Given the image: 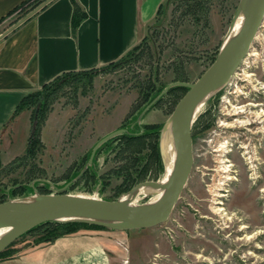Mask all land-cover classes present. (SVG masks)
Returning <instances> with one entry per match:
<instances>
[{
  "label": "rangeland",
  "instance_id": "rangeland-1",
  "mask_svg": "<svg viewBox=\"0 0 264 264\" xmlns=\"http://www.w3.org/2000/svg\"><path fill=\"white\" fill-rule=\"evenodd\" d=\"M238 1L207 0L205 12H200L199 20L191 17L190 11L185 13L183 8L176 7L172 0L165 2L158 17L160 20L153 18L140 31L136 44L144 42L147 37L143 52L130 61L121 60L115 67L102 66L82 75L77 89L68 84L50 96L44 121L39 126L37 145L40 148L33 156L26 153V148L37 121L31 120L30 109L20 111L21 114L0 135V191L6 192L9 199L26 197L35 191L47 190L49 193L52 191L49 187H52L64 193L117 199L142 181L165 179V164L171 152L167 149L170 135L162 132V126L170 115L172 97L175 100L181 91L174 92V96L170 94L167 101L155 105L156 96L145 104L141 103L140 109H133V104L140 101L139 82L146 78L151 68L159 71L161 82L166 85L173 81L196 80L214 60H211L213 54L227 36ZM9 22L0 27V32ZM260 51L264 54V20L232 74L233 78L237 74L251 78L254 83L256 74H264V63L259 65ZM177 73L183 79L176 76ZM244 82L247 83L241 80ZM39 91L37 88L34 93ZM37 98V101L41 100L42 94ZM202 108L203 104L199 113ZM133 111L136 112L130 117ZM145 123L158 124L156 145L161 168L159 171L147 169L141 173V180L121 192L124 185L119 186V166L125 154L116 146L119 140L103 145L89 165L88 154L107 133L125 125L130 132L140 133L139 128ZM142 150L140 169L150 154V147ZM88 167L95 179L85 182L81 175ZM233 175L219 177L220 182L211 186V194L208 192L211 200H204L199 212L193 210L195 197L188 195L189 178L164 222L132 230L100 229L108 231L104 237L107 240L105 246L117 255L114 263L264 264V175H243L239 180ZM15 180L31 189L24 188L22 195L13 196L8 191ZM189 189L193 193L197 191L191 185ZM117 192L120 193L116 196ZM213 192L219 195H213ZM156 194L153 188H143L134 201L146 202ZM34 237L33 233L27 234L16 243Z\"/></svg>",
  "mask_w": 264,
  "mask_h": 264
},
{
  "label": "crops",
  "instance_id": "crops-1",
  "mask_svg": "<svg viewBox=\"0 0 264 264\" xmlns=\"http://www.w3.org/2000/svg\"><path fill=\"white\" fill-rule=\"evenodd\" d=\"M33 1L0 0V27L17 16L0 32V135L21 114V100L44 83L125 55L165 0H43L20 16ZM74 2L84 12L75 24ZM107 234L81 229L49 243H16L0 264H116Z\"/></svg>",
  "mask_w": 264,
  "mask_h": 264
},
{
  "label": "water",
  "instance_id": "water-1",
  "mask_svg": "<svg viewBox=\"0 0 264 264\" xmlns=\"http://www.w3.org/2000/svg\"><path fill=\"white\" fill-rule=\"evenodd\" d=\"M47 1L49 0L40 5ZM238 15L242 17L238 30L226 42L223 40L214 60L201 75L193 82L173 81L161 92L162 94L178 85L187 87L162 126V132L169 133L175 151L169 175L163 182L146 180L134 186V189L142 187L153 188L157 192L161 190L156 199L131 203L123 196L133 189L111 200L92 195L64 193L52 187H49L52 190L49 193L35 191L26 197L9 198L0 202V230H5L0 236V252L24 232L48 221H77L115 230L141 229L164 222L180 197L191 172V128L199 113L197 107L221 89L238 68L264 20V0H239L232 22ZM125 130L117 128L101 137L92 147L87 165L92 163L101 144Z\"/></svg>",
  "mask_w": 264,
  "mask_h": 264
},
{
  "label": "flooded vegetation",
  "instance_id": "flooded-vegetation-1",
  "mask_svg": "<svg viewBox=\"0 0 264 264\" xmlns=\"http://www.w3.org/2000/svg\"><path fill=\"white\" fill-rule=\"evenodd\" d=\"M260 52L262 65L264 54ZM235 75L208 98L192 124L193 163L186 184L190 178L189 186L197 191L186 188L188 195L195 197V212L209 199L211 186L220 182V176L228 178L234 173L238 179L264 175V74H256L254 83L251 78ZM224 166L221 173L219 168Z\"/></svg>",
  "mask_w": 264,
  "mask_h": 264
},
{
  "label": "trees",
  "instance_id": "trees-1",
  "mask_svg": "<svg viewBox=\"0 0 264 264\" xmlns=\"http://www.w3.org/2000/svg\"><path fill=\"white\" fill-rule=\"evenodd\" d=\"M43 0H35L32 4L30 9L24 11L22 15L26 14L29 10L33 9L36 7L38 4H40ZM171 0H165L159 7L155 19L160 20L161 12L163 9V5L165 2H168ZM207 0H172V3L176 5V7L183 8L185 10V13L190 11L191 17H193L196 20L201 19V14L200 12H205V3ZM84 16V12L80 9V7L74 2V13H73V22L78 23L81 18ZM147 37H144L146 41ZM144 42H140L136 45H134L125 55H123L120 59L117 61L108 63L105 65L106 67H115L116 64H118L121 60L123 61H130V58L133 56L135 57L136 54L143 52V44ZM217 50L213 54L212 59L215 58L217 54ZM97 69H89V70H79V71H68L61 73L60 75H57L50 81L44 83L42 86H40V90L38 93L31 92L30 94L26 95L19 105L16 108L15 113L18 114L20 111L23 109H30L31 110V120H36L37 122L34 125V129L32 130L31 137H29V141L27 142V148H26V153L29 155L33 156L34 154L37 153L38 148V143L40 141L39 139V126L40 122L42 123L44 120V112H46L48 102L47 100L50 98V96L53 95L54 92L57 90L63 89L65 85H75L71 86L75 89H77L76 85L79 82V77L82 75H88L91 72L95 71ZM150 73L147 74L146 78L142 81L139 82V99L140 101L138 103L133 104V109H140V104H145L150 100H153L156 96H158V99L154 104H159L161 101L166 99L170 94L173 96L176 94L174 92L181 91V94L179 97H181L187 90V87L185 86H173L166 90L164 93L161 94L163 87H165L166 84H163L161 82V79L159 77V71L154 70L153 68L150 69ZM176 76H180V79H183L182 75L177 73ZM35 94V95H33ZM42 94V99L39 100L40 103L38 104L39 101H37V96L39 97ZM178 97V98H179ZM178 98L173 100L169 103V106H172L171 110L169 113L172 112L176 102L178 101ZM177 100V101H176ZM170 101V100H168ZM38 104V105H37ZM141 104V105H142ZM136 112V111H135ZM134 111L130 113V117L134 116ZM124 127L121 128H125ZM157 128L158 124L154 123H145L141 128H139L140 133L136 132H130L128 128H125V132L120 133L118 135H115L114 137L110 138L103 144H101L98 149L96 150V153L101 149V147L112 140H119V143L116 145L119 147V149H122L123 154H125V157L123 160H121V165L119 166L120 168V185H124V188L121 190L126 191L128 190L131 186L136 184L139 180L142 179L141 173L144 171L147 172V169H154L156 171H159L161 168V161H160V156L158 153V148L156 145V138H157ZM137 131V132H139ZM150 147V154H148L146 162L143 164L142 169L139 167V161L141 160V157L143 156L142 154V149L144 147ZM119 151V150H118ZM95 153V154H96ZM90 155V153L88 154ZM95 156V155H94ZM89 157V156H88ZM87 157V161H88ZM94 158V157H93ZM85 159V158H84ZM86 160V159H85ZM1 168V167H0ZM94 173L89 171V167L86 171H84L81 175L82 178L85 177V182H89L90 180L95 179V176L93 175ZM15 180L13 182V185L11 189L8 191L10 192L13 196L17 195H22L25 190L31 189L28 187H25L24 184L19 183ZM42 189V188H41ZM47 190H42V193H46ZM120 192H117L116 196ZM116 198V197H115ZM7 199V193L4 191H0V202H3ZM113 200L114 198H108ZM81 229H108L107 227L99 226V225H94V224H89V223H84V222H77V221H68V222H56V221H48L41 223L39 225H36L29 229L28 231L24 232L21 234L11 245H9L7 248L2 250L0 252V258H7L9 256H12L16 252V248L14 245L16 244L17 240L21 238L22 236H25L27 234L33 233V236H35L33 239L29 241L31 244H38V243H49L55 240L56 238L64 235H68L74 232H77L78 230Z\"/></svg>",
  "mask_w": 264,
  "mask_h": 264
},
{
  "label": "bare ground",
  "instance_id": "bare-ground-1",
  "mask_svg": "<svg viewBox=\"0 0 264 264\" xmlns=\"http://www.w3.org/2000/svg\"><path fill=\"white\" fill-rule=\"evenodd\" d=\"M237 17H238L239 19H238V21H235ZM237 17L233 20L232 24L234 23V21H235V23L232 25V28H231V30L229 31V33H227V36L225 37L224 42H226V41H227V40H228L233 34H235L236 31L238 30V28H239V26H240V24H241V21H242V17H241L240 15H238ZM204 103H205V102H204ZM202 104H203V101H202V102L198 105V107H197L198 112H199V110H200ZM203 105H204V104H203ZM164 138H165V137H164ZM168 143H170V144H169V148H167V149L170 150L171 154H170V158H169V160H166V164H165L166 177L169 175V173H170V171H171V169H172L173 162H174V155H175V151H174L173 143H172V141H170V139H169V142H168ZM221 166H222V165H221ZM224 168H225V166H224V167H220L219 170H221L222 172H225V169H226V168H225V169H224ZM226 176H227V175H226ZM165 179H166V178H165ZM165 179L163 178V180H161V182H163ZM142 189H143L142 187H139V188L133 189L132 191H130L128 194L124 195L123 197H124L125 199H131V201H134L136 195L139 194V193L142 191ZM160 192H161V190L157 192V194H156V196L154 197V199H156V198L159 196ZM129 202H130V201H129ZM4 231H5V230H0V236L4 233Z\"/></svg>",
  "mask_w": 264,
  "mask_h": 264
}]
</instances>
